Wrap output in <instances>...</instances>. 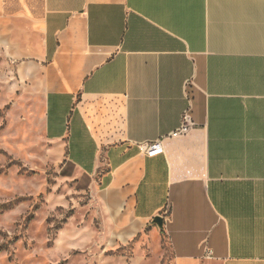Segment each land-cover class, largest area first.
I'll return each instance as SVG.
<instances>
[{
  "label": "crops",
  "instance_id": "0c3cea01",
  "mask_svg": "<svg viewBox=\"0 0 264 264\" xmlns=\"http://www.w3.org/2000/svg\"><path fill=\"white\" fill-rule=\"evenodd\" d=\"M0 45L114 237L161 216L173 264H264V0H0Z\"/></svg>",
  "mask_w": 264,
  "mask_h": 264
},
{
  "label": "rangeland",
  "instance_id": "374dc122",
  "mask_svg": "<svg viewBox=\"0 0 264 264\" xmlns=\"http://www.w3.org/2000/svg\"><path fill=\"white\" fill-rule=\"evenodd\" d=\"M7 50L0 45V264H173L160 229L119 241L88 196L47 169L38 102L17 83Z\"/></svg>",
  "mask_w": 264,
  "mask_h": 264
},
{
  "label": "built area",
  "instance_id": "2783aa9c",
  "mask_svg": "<svg viewBox=\"0 0 264 264\" xmlns=\"http://www.w3.org/2000/svg\"><path fill=\"white\" fill-rule=\"evenodd\" d=\"M195 125L196 124L193 121L191 111L187 110L182 115V120H181V124L179 128L175 130L174 132H172V134H170V137L178 138V137L184 136L188 134L195 127ZM140 149L144 154L148 156L160 154L163 152L162 141L159 140L156 142L141 144ZM209 255H211V253Z\"/></svg>",
  "mask_w": 264,
  "mask_h": 264
},
{
  "label": "water",
  "instance_id": "95a60500",
  "mask_svg": "<svg viewBox=\"0 0 264 264\" xmlns=\"http://www.w3.org/2000/svg\"><path fill=\"white\" fill-rule=\"evenodd\" d=\"M153 224L158 226L159 229L163 230L164 228V218L161 216H157L153 220Z\"/></svg>",
  "mask_w": 264,
  "mask_h": 264
}]
</instances>
